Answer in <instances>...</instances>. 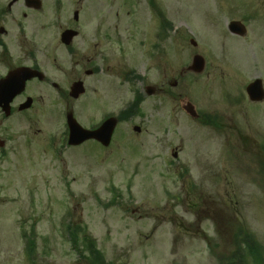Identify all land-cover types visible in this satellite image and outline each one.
Instances as JSON below:
<instances>
[{
	"label": "rangeland",
	"instance_id": "obj_1",
	"mask_svg": "<svg viewBox=\"0 0 264 264\" xmlns=\"http://www.w3.org/2000/svg\"><path fill=\"white\" fill-rule=\"evenodd\" d=\"M86 4L80 40L100 23L109 69L98 97L90 90L68 108L86 127L108 113L121 120L107 147L67 145L56 93L51 113L45 101L44 114L3 120L11 158L1 174L0 264H89V246L106 264H206L202 197L220 190L251 197L238 209L245 221L258 213L248 230L263 234L264 100L246 102L244 88L255 77L264 84V0ZM234 19L244 36L230 33ZM44 32L52 49L57 30ZM194 54L205 59L200 73L188 69ZM149 85L162 90L148 95Z\"/></svg>",
	"mask_w": 264,
	"mask_h": 264
},
{
	"label": "flooded vegetation",
	"instance_id": "obj_2",
	"mask_svg": "<svg viewBox=\"0 0 264 264\" xmlns=\"http://www.w3.org/2000/svg\"><path fill=\"white\" fill-rule=\"evenodd\" d=\"M88 1L0 0V79L17 69L25 70L24 75L30 73L29 78L24 82V88L13 95L8 106L0 105V127L4 119L27 113L31 109L36 108L37 113L42 111L44 114L45 101L49 109L47 113H51L50 109L54 110L53 106H50L53 105L54 93L57 94L60 103L64 102L66 116L68 112L74 115V111L69 110L68 106L82 98L86 92L91 90L92 94L98 97L100 92L104 91L100 76L101 73H107L109 58L105 49H102L103 41L98 39L100 23L80 40L83 35V25L86 23L84 6L88 9L92 8H89L90 3L87 7ZM68 2L70 9L66 10ZM94 14L92 9L93 18ZM34 21H37L40 27L29 29L30 22ZM12 24L16 30L11 34ZM46 24L57 30L51 40L56 43L52 49L44 32L48 28ZM53 75L61 76L62 84H59ZM74 83H79L83 89V93L78 98L70 97ZM161 90V86L155 87L154 92ZM244 96V100L251 101L250 103H260L264 100V98L260 101L250 100L246 91ZM109 115L111 114L103 116V120ZM65 132L67 140V125ZM89 140L102 145L98 140ZM10 158L8 139L0 133V194L8 190V184L3 182L1 174L8 173ZM259 188L264 195V187ZM216 193L215 196L202 197L203 211L206 213L205 224L209 225L204 228L203 234L210 257L206 264H264V233H260L257 229L248 230L249 223L252 224L258 213L250 214L245 221L246 214L238 209L239 202L249 196L243 193L237 195L236 190H231V193L220 190ZM260 213H264V208ZM217 219L219 223L224 224L223 230L217 227ZM219 246H222L221 253H217Z\"/></svg>",
	"mask_w": 264,
	"mask_h": 264
},
{
	"label": "water",
	"instance_id": "obj_3",
	"mask_svg": "<svg viewBox=\"0 0 264 264\" xmlns=\"http://www.w3.org/2000/svg\"><path fill=\"white\" fill-rule=\"evenodd\" d=\"M229 30L232 33H236L239 35H243L245 33V26L241 22L234 20L229 23ZM72 34V33H70ZM192 44L196 43L191 40ZM205 64V59L200 55L195 54L192 57V64L188 67L189 70H193L197 73L202 72L203 66ZM26 73L25 70L17 69L14 72H10L6 75L5 79L0 81V105L3 107L8 106L11 98L18 91L23 89L24 81L27 76H30V73ZM18 83V86H16ZM13 84V85H11ZM248 97L251 100L259 101L264 97V89L262 88V80L261 78H257L252 82L248 83L246 86ZM153 91V87L149 86L147 89V93H151ZM81 93H83L82 86L79 83H74L72 85L70 97L77 98ZM186 111L192 115V117H197L198 114L195 111V108L189 103L185 107ZM68 128L70 130L68 142L71 145L81 144L86 139L93 138L95 140H99L102 144L107 145L109 143L110 136L114 130V127L117 124V119L113 117H109L104 121L98 128L95 130H88L86 128H82L77 120L73 117L72 112H69L67 115ZM134 131L140 132V128L137 126H133ZM175 155V154H174Z\"/></svg>",
	"mask_w": 264,
	"mask_h": 264
},
{
	"label": "trees",
	"instance_id": "obj_4",
	"mask_svg": "<svg viewBox=\"0 0 264 264\" xmlns=\"http://www.w3.org/2000/svg\"><path fill=\"white\" fill-rule=\"evenodd\" d=\"M73 230H74L73 231L74 233L73 232L69 233L70 234V239H72V241L74 239H76V236H77V233H78L77 230H76V227H74ZM88 251H89V254L91 256V260H90L89 264H106V262L103 261L101 254L98 251H96L94 248L89 246Z\"/></svg>",
	"mask_w": 264,
	"mask_h": 264
}]
</instances>
